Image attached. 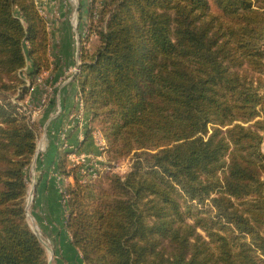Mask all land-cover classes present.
Returning a JSON list of instances; mask_svg holds the SVG:
<instances>
[{
  "label": "trees",
  "instance_id": "obj_1",
  "mask_svg": "<svg viewBox=\"0 0 264 264\" xmlns=\"http://www.w3.org/2000/svg\"><path fill=\"white\" fill-rule=\"evenodd\" d=\"M97 20L74 81L109 152L137 159L107 190L67 187L82 260L264 264V0H107ZM49 46L34 0H0V264H48L25 210L40 124L18 102Z\"/></svg>",
  "mask_w": 264,
  "mask_h": 264
},
{
  "label": "rangeland",
  "instance_id": "obj_2",
  "mask_svg": "<svg viewBox=\"0 0 264 264\" xmlns=\"http://www.w3.org/2000/svg\"><path fill=\"white\" fill-rule=\"evenodd\" d=\"M107 0H34L35 6L38 9L39 13L42 15L44 20L46 21L47 31L49 33L50 38V46H49V59L52 63L50 67L49 77L45 79V83L48 86L53 87L54 94L59 86L64 85V81H72L75 77H73L72 73H69L70 70L75 69L78 61H80V53L81 51L88 50L89 52L93 51L99 43L98 35L96 32L91 33V26H96L97 28L101 27L98 22L99 11L103 9L104 4ZM80 4H82V9L79 10ZM93 15L91 16V13ZM96 19V20H95ZM92 24V25H91ZM99 26V27H98ZM95 27V28H96ZM81 71V67H80ZM58 76V77H57ZM76 76V75H75ZM55 77V78H54ZM57 77V79H56ZM59 77H63L62 79ZM25 81H28L26 75H23ZM59 78V79H58ZM56 79V80H55ZM29 82V81H28ZM76 82V81H75ZM30 83V82H29ZM45 84V85H46ZM77 84V82H76ZM45 85L41 84H33L34 88L29 92L25 97V100L30 99L29 102L34 106L38 105L42 95L47 92V88ZM78 86V84H77ZM264 91V90H263ZM77 97L79 95V87L77 92ZM53 94V95H54ZM54 97V96H53ZM52 97V98H53ZM50 102V100H49ZM80 107L77 105L76 98V107L74 108L73 118L74 123L77 120L80 122V126L82 129H85L87 124V130H90V134L94 132L99 133L103 137L104 146L101 149V146L96 145L95 150L84 151L83 144L79 139H75L73 143L69 140V129L65 131L64 129L60 131H55L51 129L50 134H52V138L50 141H54V145L58 150V154L60 153L62 156L66 158V165L68 169H74L73 172L69 176H63L59 173L58 169L56 171H52L54 169V165H48L49 160L46 159V150L39 154V156L34 155V158L31 164L26 168V183H27V197H26V219L27 223L34 232V234L38 237L40 242L43 244L48 258V264H72L76 259H80L79 261L82 264H86L82 260V256L79 252L75 250L76 254L73 257L70 253V250L67 246L66 239L61 238L62 229L61 222L63 218H66L67 210L65 205L67 204V187L75 184L77 180L80 184L84 186L94 187L98 190H107L109 188V182L114 175L123 177L126 176L134 167V163L136 161V157L134 154H129L127 157L123 159H115L114 155L109 152L108 141L105 138L104 134L101 131L100 124L95 122L92 124L90 122L91 115L86 108H83L82 117L79 118L80 115ZM44 112V109H42ZM41 112V114H43ZM86 113H88V118H86ZM40 114V115H41ZM39 115V116H40ZM44 116V117H43ZM47 115H41L37 120V123L40 124L38 138L36 145L41 142L46 143L44 136V120ZM43 123V124H42ZM44 128V129H43ZM73 128V127H72ZM47 132L48 128H47ZM54 132V134L52 133ZM68 135L67 141L69 144L74 145V147L83 152H87L92 155H102L103 160L99 163L98 166H83V167H72L67 162V157L65 154V150L61 145L66 143V140L62 144L61 137L64 133ZM60 135V136H59ZM264 135V134H263ZM73 136V135H72ZM71 136V137H72ZM93 137V136H92ZM40 138V139H39ZM264 143V141H263ZM262 149L264 150V145L262 144ZM96 151V152H94ZM34 161H38L37 164H41L43 167L46 166V171L51 175L55 180V189L59 193L58 200L54 201V208L52 210L48 209V213L46 212V206L43 204L37 205L36 202V193L39 187V174L32 172V164ZM59 158L57 159V163ZM46 162V164H45ZM118 163L124 164L127 167V170L123 172H107L104 171L102 166L103 163ZM57 167V165H56ZM35 175V176H34ZM53 180V181H54ZM49 192V191H48ZM30 200V201H29ZM39 201V200H38ZM37 201V203H38ZM36 213V216L33 213ZM44 219V220H42ZM42 223V224H41ZM36 225L41 228V225H44L46 232L37 231ZM41 226V227H40ZM42 229V228H41ZM74 252V253H75ZM74 255V254H73ZM79 262V263H80Z\"/></svg>",
  "mask_w": 264,
  "mask_h": 264
},
{
  "label": "crops",
  "instance_id": "obj_3",
  "mask_svg": "<svg viewBox=\"0 0 264 264\" xmlns=\"http://www.w3.org/2000/svg\"><path fill=\"white\" fill-rule=\"evenodd\" d=\"M30 69V64L27 67V70ZM61 78V77H59ZM58 78V79H59ZM63 78V77H62ZM61 78V79H62ZM64 85H61L58 87V89L56 90L54 97L52 99H50V102L48 103V105L44 108V112L41 115H47L45 120H44V125H42L44 128V136H45V140H46V159L49 160L48 165L50 164L51 166L54 165V169L52 171H56V165H57V159H58V150L56 148V146L53 144L54 141L51 140L50 138H52V134H50V131H52L51 129H54L55 131H60L62 129H64L65 131H67V129H69V140L71 143H73L74 141H76L75 139H81L82 138V144H83V150L84 151H92L95 150L96 145H95V141L93 139V135H89L88 137L87 135V124L85 129H82L80 126V122H78L77 120L74 123V118H73V113H74V108L76 107V98H77V92H78V86L76 84V82L74 81V79L72 81H64L63 82ZM53 101H55L54 106H52ZM50 104V105H49ZM57 110H60L61 113L59 114H55ZM39 114V115H40ZM86 118L89 120L88 118V113H86ZM40 115V116H41ZM38 116L40 118L41 121V117ZM44 117V116H43ZM38 118V119H39ZM37 119V120H38ZM43 124V123H42ZM73 127V128H72ZM47 128L48 131L47 132ZM54 134V132H52ZM73 135V136H72ZM72 136V137H71ZM264 145V143H263ZM96 152V151H94ZM38 161H34V163L32 164V172L35 174H39V187L36 193V202L35 204L37 205H41L42 203L46 206V212L48 213V209L52 210L54 208V201L58 200V192L55 189V180L54 178L49 175V173L46 171L48 165H45V167H43L40 163L37 164ZM46 164V162H45ZM35 176V175H34ZM54 180V181H53ZM49 191V192H48ZM39 200V201H38ZM38 201V203H37ZM42 202V203H41ZM42 204V205H43ZM33 215L36 216V213L34 212ZM64 219H62L61 222V229H62V236L61 238L66 239L67 246H65L66 248L68 247V249L70 250V254L74 257L76 252L79 254L78 250L72 245L71 243V239L69 234L66 232V230L64 229ZM44 220V219H42ZM42 224V223H41ZM42 226V227H41ZM39 228L36 225V229L37 231H44V233L46 232V229L44 228V225H41ZM75 252V253H74ZM74 254V255H73ZM80 259H78L76 257V259L73 261L72 264H82V262L79 261ZM80 262V263H79Z\"/></svg>",
  "mask_w": 264,
  "mask_h": 264
},
{
  "label": "built area",
  "instance_id": "obj_4",
  "mask_svg": "<svg viewBox=\"0 0 264 264\" xmlns=\"http://www.w3.org/2000/svg\"><path fill=\"white\" fill-rule=\"evenodd\" d=\"M80 61H78V64L76 65L75 69H72L69 71V73H72L73 77H75V75H78L80 73ZM49 77V73L48 72H44L42 75H40L39 77L36 78L35 80V84H41V85H45V79ZM26 87H29V89H33L34 86L31 85L28 81H26ZM45 87L47 88V92L44 93L42 95V98L39 101L38 105H32L29 100H24V101H19L18 105L22 108V112H24L27 116L28 119L30 120L31 123H34L37 121V118L39 116V114L41 113L42 109H44L48 103L49 100L52 99V97L54 96V89L51 86H48L47 84L45 85ZM77 105L78 107H80V115L79 118H81L82 114H83V101L80 95H78L77 97ZM61 113L60 110H57L55 114H59ZM63 135L60 136L61 140H62V144L64 143V141L68 138L66 132L62 133ZM93 139L95 141V143L99 146L102 147L104 146V143L102 142L104 139L103 137L97 133L93 131ZM40 139V138H39ZM80 141H82V138L80 139ZM69 141L66 140V143H64L63 145H61V148L63 147V149L65 150L66 153V157H67V162L70 166L72 167H83V166H98L99 163L103 160L102 155H92V154H88L87 152H83L81 150H78L74 147V145L69 144ZM46 150V143L43 142L41 140V142H39L36 146V152L35 155L39 156V154H42L44 151ZM104 165L102 166L104 171L107 172H118L121 171L123 172L124 169L125 171L127 170L126 165L124 164H118V163H103Z\"/></svg>",
  "mask_w": 264,
  "mask_h": 264
},
{
  "label": "bare ground",
  "instance_id": "obj_5",
  "mask_svg": "<svg viewBox=\"0 0 264 264\" xmlns=\"http://www.w3.org/2000/svg\"><path fill=\"white\" fill-rule=\"evenodd\" d=\"M30 201V200H29Z\"/></svg>",
  "mask_w": 264,
  "mask_h": 264
}]
</instances>
